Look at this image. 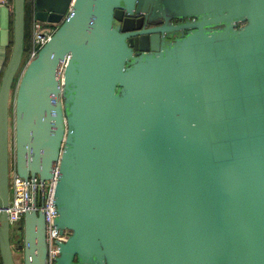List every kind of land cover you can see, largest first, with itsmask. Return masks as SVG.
I'll list each match as a JSON object with an SVG mask.
<instances>
[{"label": "water", "instance_id": "95a60500", "mask_svg": "<svg viewBox=\"0 0 264 264\" xmlns=\"http://www.w3.org/2000/svg\"><path fill=\"white\" fill-rule=\"evenodd\" d=\"M71 1L35 0L59 26L24 66L0 5L3 264H48L34 191L11 238L12 163L57 171L55 264H264V0Z\"/></svg>", "mask_w": 264, "mask_h": 264}, {"label": "built area", "instance_id": "2783aa9c", "mask_svg": "<svg viewBox=\"0 0 264 264\" xmlns=\"http://www.w3.org/2000/svg\"><path fill=\"white\" fill-rule=\"evenodd\" d=\"M74 0L71 1L68 12L72 9ZM0 5L12 8L13 0H2ZM56 28L48 26L46 23L36 20L34 17L31 31V40L29 43L26 58H23L24 65H27L37 56L40 49L51 38ZM57 181V171L53 179L45 181L44 186L38 178L34 182L30 179L26 182L20 177L12 163L10 169V204L8 215L10 224H19L22 222L26 211L32 210L33 191L35 193L36 208L44 209L46 224V241L48 245V264H55L59 256L58 242H64L70 235V230L64 229L61 233L55 224L58 216L57 208L54 203V194ZM0 264H3L0 254Z\"/></svg>", "mask_w": 264, "mask_h": 264}, {"label": "rangeland", "instance_id": "374dc122", "mask_svg": "<svg viewBox=\"0 0 264 264\" xmlns=\"http://www.w3.org/2000/svg\"><path fill=\"white\" fill-rule=\"evenodd\" d=\"M35 9V4L32 3V1L29 2L28 4V7H27V11H28V17L31 18L32 16V12L34 11ZM51 27L53 28H57L59 25L58 24H50ZM23 66H24V63H23ZM18 76V75H17ZM19 77V76H18ZM14 91H12V99L14 97ZM12 103L13 101L11 100V107H10V112L12 110ZM11 124H12V115H11ZM11 139H10V146H11ZM10 158L12 159V148L10 149ZM18 227H19V224H12V227H11V238L14 239L17 237V231H18ZM14 252H15V259L17 261L18 264H23V253L22 251L18 250L17 247L14 246Z\"/></svg>", "mask_w": 264, "mask_h": 264}, {"label": "trees", "instance_id": "16d2710c", "mask_svg": "<svg viewBox=\"0 0 264 264\" xmlns=\"http://www.w3.org/2000/svg\"><path fill=\"white\" fill-rule=\"evenodd\" d=\"M30 2V1H29ZM29 2L26 0V18H25V50H24V55L23 58H26L27 52H28V48H29V43L31 40V31H30V26H29V17H28V11H27V7Z\"/></svg>", "mask_w": 264, "mask_h": 264}, {"label": "crops", "instance_id": "0c3cea01", "mask_svg": "<svg viewBox=\"0 0 264 264\" xmlns=\"http://www.w3.org/2000/svg\"><path fill=\"white\" fill-rule=\"evenodd\" d=\"M1 1L2 0H0V4H1ZM28 2L29 1H32V3H34L35 4V0H27ZM34 11H35V9H34ZM34 11L32 12L33 14H32V16H31V18H29V26H30V31H32V24H33V19H34V17H35V14H34ZM48 26H51L50 24H48V23H46ZM8 56H7V59H9V57H10V50H8ZM1 77H2V74L0 75V81H1ZM11 127H12V124H11ZM11 132H12V128H11ZM12 135V134H11ZM11 148H12V157H13V135H12V137H11ZM19 224H21V223H19Z\"/></svg>", "mask_w": 264, "mask_h": 264}, {"label": "flooded vegetation", "instance_id": "af4514ba", "mask_svg": "<svg viewBox=\"0 0 264 264\" xmlns=\"http://www.w3.org/2000/svg\"><path fill=\"white\" fill-rule=\"evenodd\" d=\"M189 19H191V18H183V19H175V20H173V22L175 23V24H177V23H183V22H187ZM151 25H147V27H150ZM17 238V237H16ZM16 238H14V239H16ZM15 247H17L18 248V245L17 244H15L14 245Z\"/></svg>", "mask_w": 264, "mask_h": 264}]
</instances>
